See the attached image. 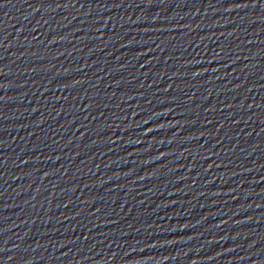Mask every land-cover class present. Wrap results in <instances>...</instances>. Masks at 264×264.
Segmentation results:
<instances>
[{
    "label": "water",
    "instance_id": "95a60500",
    "mask_svg": "<svg viewBox=\"0 0 264 264\" xmlns=\"http://www.w3.org/2000/svg\"><path fill=\"white\" fill-rule=\"evenodd\" d=\"M0 21L141 110L264 165V0H0Z\"/></svg>",
    "mask_w": 264,
    "mask_h": 264
}]
</instances>
